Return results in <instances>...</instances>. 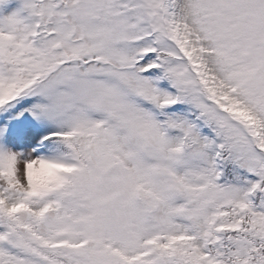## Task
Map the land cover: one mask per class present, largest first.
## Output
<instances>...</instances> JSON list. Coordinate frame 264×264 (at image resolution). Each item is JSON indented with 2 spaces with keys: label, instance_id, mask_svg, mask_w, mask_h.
<instances>
[{
  "label": "snow or ice",
  "instance_id": "obj_1",
  "mask_svg": "<svg viewBox=\"0 0 264 264\" xmlns=\"http://www.w3.org/2000/svg\"><path fill=\"white\" fill-rule=\"evenodd\" d=\"M0 264H264V0H0Z\"/></svg>",
  "mask_w": 264,
  "mask_h": 264
}]
</instances>
